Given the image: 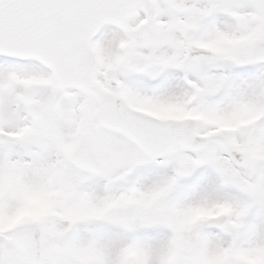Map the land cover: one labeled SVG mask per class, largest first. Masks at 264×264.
Masks as SVG:
<instances>
[{
    "label": "snow or ice",
    "instance_id": "snow-or-ice-1",
    "mask_svg": "<svg viewBox=\"0 0 264 264\" xmlns=\"http://www.w3.org/2000/svg\"><path fill=\"white\" fill-rule=\"evenodd\" d=\"M0 264H264V0H0Z\"/></svg>",
    "mask_w": 264,
    "mask_h": 264
}]
</instances>
